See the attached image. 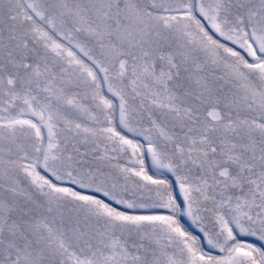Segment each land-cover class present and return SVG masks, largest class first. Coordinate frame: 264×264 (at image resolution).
Returning <instances> with one entry per match:
<instances>
[{"label": "snow or ice", "instance_id": "snow-or-ice-1", "mask_svg": "<svg viewBox=\"0 0 264 264\" xmlns=\"http://www.w3.org/2000/svg\"><path fill=\"white\" fill-rule=\"evenodd\" d=\"M0 264H264V0H0Z\"/></svg>", "mask_w": 264, "mask_h": 264}]
</instances>
